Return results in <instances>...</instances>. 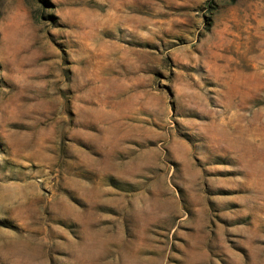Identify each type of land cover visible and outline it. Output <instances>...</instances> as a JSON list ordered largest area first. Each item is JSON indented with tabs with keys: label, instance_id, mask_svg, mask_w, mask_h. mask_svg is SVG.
<instances>
[{
	"label": "rangeland",
	"instance_id": "rangeland-1",
	"mask_svg": "<svg viewBox=\"0 0 264 264\" xmlns=\"http://www.w3.org/2000/svg\"><path fill=\"white\" fill-rule=\"evenodd\" d=\"M0 264H264V0H0Z\"/></svg>",
	"mask_w": 264,
	"mask_h": 264
}]
</instances>
